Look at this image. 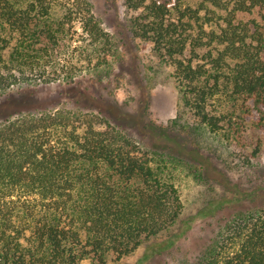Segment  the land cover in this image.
Here are the masks:
<instances>
[{
    "label": "trees",
    "instance_id": "obj_1",
    "mask_svg": "<svg viewBox=\"0 0 264 264\" xmlns=\"http://www.w3.org/2000/svg\"><path fill=\"white\" fill-rule=\"evenodd\" d=\"M124 4L130 31L171 70L186 112L252 164L264 147V0ZM116 56L92 0H0L2 95L74 88ZM114 118L59 104L0 120V264H109L180 223L185 204L166 152L142 147ZM247 199L192 264H264V197ZM189 223L155 251L175 246Z\"/></svg>",
    "mask_w": 264,
    "mask_h": 264
},
{
    "label": "rangeland",
    "instance_id": "obj_2",
    "mask_svg": "<svg viewBox=\"0 0 264 264\" xmlns=\"http://www.w3.org/2000/svg\"><path fill=\"white\" fill-rule=\"evenodd\" d=\"M92 2L96 16L117 48L111 67L86 74L74 88L31 84L5 95L0 93V120L17 112L59 104L94 105L119 120L118 124L128 128L142 147L166 152L185 204L180 223L191 221L187 234L175 246L155 251L178 232L179 223L145 240L130 256L109 264H192L201 257L202 246L223 216L240 205L249 206L248 194L264 197V147L259 158L249 165L235 156L221 136L196 123L183 108L171 70L160 62L151 45L130 31L128 21L132 16L124 0ZM170 153L175 160L169 158ZM227 200L234 202L220 214L196 217L205 207Z\"/></svg>",
    "mask_w": 264,
    "mask_h": 264
}]
</instances>
